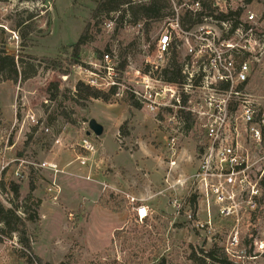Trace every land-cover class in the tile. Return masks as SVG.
I'll list each match as a JSON object with an SVG mask.
<instances>
[{
    "label": "rangeland",
    "instance_id": "rangeland-1",
    "mask_svg": "<svg viewBox=\"0 0 264 264\" xmlns=\"http://www.w3.org/2000/svg\"><path fill=\"white\" fill-rule=\"evenodd\" d=\"M97 1L0 0V53L15 57L18 71L24 63L35 65L37 71L32 78L20 77L15 83L0 78V140L9 141V149L0 155V168L6 165L0 171V184L19 187L17 198L8 187L0 190V202L4 208L21 207L29 196V213L35 212L38 219L26 224L31 250L25 251L15 234L0 235V264H37V258L47 264H158L162 259L165 264H201L204 253L221 250L230 225L215 219L210 230V206L187 188L201 142L195 128L180 132L177 151L171 156L167 151L170 129L158 121L165 117L141 105L130 107L120 95L108 102L80 101L83 106L68 100L78 82L93 77L90 71L100 74L99 54L106 48L118 66L121 46L128 48L127 69L119 77L124 87H131L136 72L147 68V58L152 62L157 37L173 13L171 9L164 12L167 16L153 24L147 36L140 25L130 28L124 22L119 27L118 14L101 16V32L94 38L90 34L91 40L74 57L71 46L91 22ZM248 10L255 14L258 32L264 37V0H253ZM239 18L243 22L244 14ZM210 28L215 30L212 24ZM43 58L56 60L61 67L49 69ZM73 59L77 62L71 64ZM251 66L247 91L264 110V43L257 63ZM50 86L57 88L54 100L46 92ZM30 116L50 134L45 135L42 126L32 128ZM90 119L103 127V133L89 135L94 151L87 154L76 144L85 138ZM57 139L63 146L53 144ZM75 153L88 157L86 168L75 162ZM43 160H55L66 173L57 177L61 194L56 203L45 194L53 175L30 166ZM170 161H175L171 168ZM126 194L138 197V204L148 208V219L136 220L135 205ZM257 263L264 264V258Z\"/></svg>",
    "mask_w": 264,
    "mask_h": 264
},
{
    "label": "built area",
    "instance_id": "built-area-1",
    "mask_svg": "<svg viewBox=\"0 0 264 264\" xmlns=\"http://www.w3.org/2000/svg\"><path fill=\"white\" fill-rule=\"evenodd\" d=\"M131 1L145 4L149 0ZM167 1L173 15L167 28L157 37L152 62L147 58V72L137 71L134 84L124 87L117 60L103 53L100 74L90 71L93 77L83 83L103 91L115 88L114 96L130 94L149 113L165 117L158 121L170 129L167 151L171 156L177 151L175 146L186 124L185 115L193 120L201 142L196 168L186 179L187 188L210 206V230L215 219L230 225L221 248L228 262L258 264L257 261L264 258V110L252 99L247 85L251 65L257 63L262 53L264 37L258 32L255 14L248 10V0H210L218 14H244V21H239L235 27L231 16L224 22L203 17L187 30L180 24L179 13H200L201 4L190 0ZM170 55L169 63L163 68ZM172 62L177 64L179 75L176 81L168 82L162 71ZM28 120L32 128L42 126L33 116ZM41 130L45 135L50 134L48 128L42 126ZM89 138L86 135L76 148L92 153L94 148ZM53 144L63 146L59 139ZM8 149L9 141L0 140V155ZM75 162L86 168L88 157L75 153ZM174 165L175 161L169 162V168ZM30 166L37 172L53 175L46 184L45 194L56 203L61 194L57 177L66 174L64 170L55 160H43ZM5 167L1 166L0 171ZM84 180L91 181V178L85 176ZM126 199L135 205L136 220L142 222L149 218L145 205L138 204L137 199L127 194ZM68 218L73 217L69 214Z\"/></svg>",
    "mask_w": 264,
    "mask_h": 264
},
{
    "label": "trees",
    "instance_id": "trees-1",
    "mask_svg": "<svg viewBox=\"0 0 264 264\" xmlns=\"http://www.w3.org/2000/svg\"><path fill=\"white\" fill-rule=\"evenodd\" d=\"M190 1H198L201 4V12L197 14H192L189 11H181L179 13V21L183 29H189L194 25L198 24L203 17H210L218 21H227L229 17H234L233 26L235 27L236 24L239 22V13L233 14H216L215 9L212 6L210 0H190ZM248 2H252L248 0ZM167 10H170V3L167 0H149L145 4H137L133 3L131 0H98L96 3V7L92 12L91 22L87 23L84 27L81 35L79 36L78 40L74 45L71 46L72 55L77 57L80 49L87 44L90 39V34L93 35V38L98 35L100 31L101 23L98 19L101 16H105L108 18L110 14H118L117 19L115 22L119 27L123 26L125 22L126 25L130 28H136L138 25L142 26L144 34L147 36L151 33L154 29L153 24H159L161 20L166 17L167 15L164 14ZM127 17V19H126ZM128 48L122 47L119 52V71L120 75L125 72L127 69V55L126 50ZM109 53V49L106 48V52ZM102 54H99V60L102 58ZM73 59L71 64L76 63ZM42 63L46 64L47 68L49 69H57L61 67V63L52 60V59H42ZM15 57L0 53V78L5 81L10 82H17L20 78L21 80H28L32 78L36 73L35 65L24 63V67L18 71L16 66ZM173 68V71H170L169 68ZM169 68H166L162 71V75L164 76L165 80L168 82H174L178 79V66L175 62H172ZM147 72V69L143 70L142 73ZM52 91V92H51ZM46 92H50L52 95L51 99L54 100L57 95V88L48 87ZM116 94L115 88H109L107 90L97 89L95 87H91L83 82H78L75 86L74 95L72 98L68 100L71 101L73 104L77 106H83L80 101H88V100H101L103 102H108L109 99ZM124 99L127 101L130 107H134L136 109L141 108L140 104L135 101L133 96L130 94H125ZM186 116V124L184 127L185 132L192 130L193 128V120ZM124 134V133H123ZM8 187V189H7ZM4 184H0L1 192H5L7 189L11 192L14 197H18L19 195V187L15 183H10L8 186ZM31 198L28 196L27 199L24 201V205L19 206H12L10 208H4L0 202V235L9 237L12 234H15L18 239V243L22 246L25 251L31 250L32 243L31 239L27 233V223L28 222H35L37 221V215L35 212L29 213V207L27 204H30ZM37 206V203L36 205ZM118 212L120 210H117ZM117 234V233H116ZM203 253V251H202ZM96 257H101L100 254H96ZM206 260H209L212 264H231L228 262L226 256L224 255L223 251L217 250L216 248H212L209 252L204 253V258H201L199 261L201 264H206ZM37 264H47L44 263L41 259H36ZM87 264H100L98 262H89ZM104 264H121L116 261L111 263H104ZM158 264H165L164 259H162Z\"/></svg>",
    "mask_w": 264,
    "mask_h": 264
},
{
    "label": "water",
    "instance_id": "water-1",
    "mask_svg": "<svg viewBox=\"0 0 264 264\" xmlns=\"http://www.w3.org/2000/svg\"><path fill=\"white\" fill-rule=\"evenodd\" d=\"M88 131L86 133L87 136L93 135L95 137H100L103 133V127L98 124L94 119H90L87 123Z\"/></svg>",
    "mask_w": 264,
    "mask_h": 264
},
{
    "label": "crops",
    "instance_id": "crops-1",
    "mask_svg": "<svg viewBox=\"0 0 264 264\" xmlns=\"http://www.w3.org/2000/svg\"><path fill=\"white\" fill-rule=\"evenodd\" d=\"M95 183H96V184H99V183H101V184H102V182H100V181H96V180H95ZM85 188H86V187H85ZM85 191L89 192V189H88V188H86V189H85ZM131 196H132V197H135L136 199L138 198V197H136V196H133V195H131ZM138 200H139V199H138ZM41 218H42V217H41Z\"/></svg>",
    "mask_w": 264,
    "mask_h": 264
}]
</instances>
